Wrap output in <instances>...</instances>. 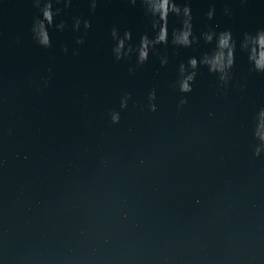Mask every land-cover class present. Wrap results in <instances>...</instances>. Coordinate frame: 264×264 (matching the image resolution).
<instances>
[{
  "label": "water",
  "instance_id": "water-1",
  "mask_svg": "<svg viewBox=\"0 0 264 264\" xmlns=\"http://www.w3.org/2000/svg\"><path fill=\"white\" fill-rule=\"evenodd\" d=\"M177 2L198 39L174 45L170 16L168 44L138 65L135 51L116 60L111 30L130 31L133 49L155 34L139 0L54 3L66 26L48 28L50 47L33 39V0H0V264H264V73L239 47L264 29V0ZM209 29L237 41L231 79L201 65L181 93L180 64L215 47Z\"/></svg>",
  "mask_w": 264,
  "mask_h": 264
},
{
  "label": "clouds",
  "instance_id": "clouds-1",
  "mask_svg": "<svg viewBox=\"0 0 264 264\" xmlns=\"http://www.w3.org/2000/svg\"><path fill=\"white\" fill-rule=\"evenodd\" d=\"M63 2L65 7H69L72 0H33L34 5L38 8L40 15L35 17L32 24L33 39L43 47L51 46V38L48 31L49 27H55L57 30H64L65 22L61 21L59 24L55 23V17L58 16L62 9L54 8V3L59 4ZM90 11L95 12L98 0H89ZM133 5L137 0H129ZM144 8L145 15L149 17L151 27L154 31L153 36L147 33L140 37L139 46L133 49L132 45L128 43L132 39L130 31L124 32L121 36L116 28L111 30V36L116 41L113 48V53L116 60H121L129 56L133 51L137 55V64L143 65L149 58L151 51L155 50L157 45H167L169 42V17L174 16L179 19L180 27L174 28L171 33V41L174 45L180 47H191L198 39L193 34L192 24V9L189 4L185 3L183 7L177 0H139ZM215 14V9L210 8L206 13L207 18L212 20ZM225 15H231V10L224 9ZM83 24L85 32L91 27L90 22L82 17L74 19L73 28L79 31ZM205 43L211 44L215 41V47L210 53H204L200 58H189L187 65L181 63L179 66L180 79L177 81L178 90L181 93L192 92V84L195 81L196 70L201 66H206L210 73L218 76L221 86L226 85L231 79V69L234 67L236 60L237 41L233 37L230 29L216 32L209 29L201 33ZM83 39L78 38L76 43L83 44ZM240 49L247 54L249 64L252 70L257 73H264V29L257 30L253 33H244L243 39L239 44ZM67 52V48L64 49ZM168 63L167 57L161 58V65ZM51 71V69H49ZM134 68H130L129 72H134ZM47 83V81H45ZM130 94H125L121 99L120 107L122 109L127 107ZM156 92L152 90L148 95L149 103L148 109L152 112L156 111ZM187 98L181 97L177 105L178 109L187 104ZM113 124L120 121L119 112L112 111L109 113ZM264 128V108H261L255 117V127L253 130L254 138L259 142L254 146L253 155L259 157L264 152V135H261L259 129Z\"/></svg>",
  "mask_w": 264,
  "mask_h": 264
}]
</instances>
